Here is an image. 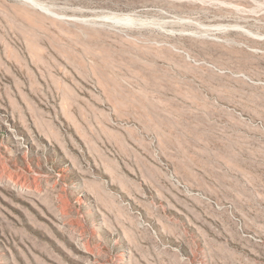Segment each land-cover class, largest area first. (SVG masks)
I'll return each instance as SVG.
<instances>
[{
	"label": "rangeland",
	"instance_id": "rangeland-1",
	"mask_svg": "<svg viewBox=\"0 0 264 264\" xmlns=\"http://www.w3.org/2000/svg\"><path fill=\"white\" fill-rule=\"evenodd\" d=\"M0 264H264V0H0Z\"/></svg>",
	"mask_w": 264,
	"mask_h": 264
}]
</instances>
